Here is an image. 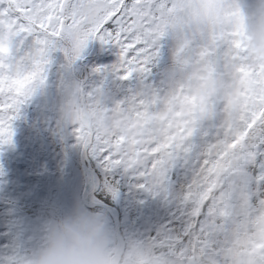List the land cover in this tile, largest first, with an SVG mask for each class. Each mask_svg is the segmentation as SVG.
I'll return each instance as SVG.
<instances>
[{"label": "snow or ice", "instance_id": "1", "mask_svg": "<svg viewBox=\"0 0 264 264\" xmlns=\"http://www.w3.org/2000/svg\"><path fill=\"white\" fill-rule=\"evenodd\" d=\"M200 2L0 0V81L24 84L17 95L0 91V145L12 142L13 121L36 87L45 83V64L50 62L46 60L47 54L58 50L71 66L81 58L91 40L118 47V60L112 69L121 81H128L151 71L159 54V41L169 29H183L192 39L202 41L191 67H204L228 82L238 79L245 68L254 67L243 41L245 15L236 0H220L224 5L220 14L198 31L196 13ZM28 37H35L36 44L42 47L24 57L17 53L16 45L22 48ZM66 39L77 46L72 59L68 57ZM192 39L185 38L176 53L182 65L190 63L182 54ZM198 85L199 81L189 72L186 80L163 100L132 94L111 106L105 103L106 97L100 89L86 92L78 87L70 94L80 110L74 111L68 119L77 143L97 162L105 180L119 170L137 180L138 188L152 192L165 186L174 162L189 150L188 142L200 122L216 112L221 113L223 138L208 145L182 195V201L191 204L190 217L195 221L205 212L229 217L224 210L225 178L236 167L245 149L264 142V103H257L255 97H249L242 112L233 114L226 107L222 93H216L209 98L205 113L202 114L197 102L190 114L176 115L181 101L186 102L195 95ZM157 103H162L163 107L153 111ZM91 112H95V116H90ZM101 118L103 123H97ZM133 121L138 122V128L128 130L127 124ZM140 126H143L142 131L136 134ZM253 136L255 142L249 146ZM109 190L115 193V186ZM258 211H264V201L249 214ZM189 227L191 231L185 233L177 250L184 248L185 242L205 249L217 242L208 230L199 229V234L193 235L198 225L190 223ZM193 237L198 239L194 242ZM231 240L232 236L222 243L229 244ZM189 254L184 253L185 261ZM255 264H264V256Z\"/></svg>", "mask_w": 264, "mask_h": 264}, {"label": "rangeland", "instance_id": "2", "mask_svg": "<svg viewBox=\"0 0 264 264\" xmlns=\"http://www.w3.org/2000/svg\"><path fill=\"white\" fill-rule=\"evenodd\" d=\"M236 3L245 15L243 23H246L250 15L243 6L245 0H236ZM223 7L222 4L219 14ZM210 13L207 8L201 7L197 16L205 18ZM92 41L88 43L81 58L71 66H68L62 52L57 50L47 54L46 60L50 62L45 64V83L37 86L24 104L25 109L19 119L21 129L13 131L12 142L0 145V264H49L51 256L65 252L64 248L66 251H86L91 256L89 264H116L115 258L120 255L117 254L122 244L120 236L118 242L112 238L118 230L115 221L117 211L107 207L108 213H96L87 208L95 202L91 193L99 183L94 167L99 166L95 160L94 166L90 164L87 152L77 143L68 121L74 111L80 110L71 98L72 91L78 87L86 92L101 90L103 73L89 71L90 62L94 68L96 65L99 67V61L105 54L108 62L115 58L114 46L111 51L105 52V44L99 40L93 44ZM41 47L36 44L35 37L25 39L22 48L16 45L17 53L24 57L38 52ZM80 68L82 71L79 72ZM0 84V91H12L13 95L20 94L24 86L19 81H0ZM90 116H95V112H91ZM97 123L102 124V118ZM137 123H129L128 130L134 129ZM245 158L246 155L241 154L238 164L244 163ZM180 162L179 156L172 169H179ZM232 172L225 178L224 189V210L229 213V217L205 212L199 221L192 220L191 204L184 203L182 198L175 200V186L172 185V196L168 198L165 187L146 191L136 186L138 181L131 178L130 174L122 172V186L115 191L113 199L121 213L128 212L124 209L135 208L137 221L144 227L143 232L154 227V236L167 233L163 225L170 220H180L186 231H191L190 223L198 225L193 234L198 235L199 229H206L212 235H219V243L224 246L223 254L230 246L250 242L249 249H238L237 253L243 254L242 264L249 257L250 264H255L262 256V247L254 243L249 233L255 229L260 218L249 213L260 206L261 201L254 204L252 198L256 189H262L264 166L259 176L251 171L239 170L231 178ZM170 176L171 173H168V182ZM104 186L110 192L109 185L106 183ZM139 191L141 195L137 197ZM32 202L36 203L31 206L32 212H24ZM8 203L11 207H6ZM177 212L180 218L174 216ZM157 223L159 227L156 229ZM260 233L264 235V229ZM231 236L229 244L222 243ZM173 239L169 237L164 254L159 253L160 258L148 264H170L173 259L180 260V264H196L193 247L186 249V244H183L184 248L173 250L170 246ZM53 241L54 247L50 248ZM67 242H71L70 249L66 247ZM142 243L143 238L139 236L137 246L134 244L132 251L124 252L135 259L132 264H142L145 256ZM109 251H114V254L108 258ZM185 252H190L186 261ZM172 253L175 255L173 259L165 258L166 254Z\"/></svg>", "mask_w": 264, "mask_h": 264}, {"label": "flooded vegetation", "instance_id": "3", "mask_svg": "<svg viewBox=\"0 0 264 264\" xmlns=\"http://www.w3.org/2000/svg\"><path fill=\"white\" fill-rule=\"evenodd\" d=\"M158 3H166L167 0H157ZM222 6L220 0H201L199 8H207L211 13L205 18L198 17L196 13L197 30H202L201 26H206L212 19L219 15V8ZM245 10L251 14L258 9H264V0H245L243 4ZM199 11V9H198ZM243 41L247 45V49L250 53V58L254 67L245 68L243 74L231 82L225 81L222 77L214 75L211 71H208L204 67H191V61H193L198 55V50L202 41L199 38L192 39L190 33H185L183 29H169L166 34L160 39L158 47L159 54L156 58L151 71L147 74H138L133 79L128 81H121L118 78V73L112 69V65L116 64L118 60L119 49L115 45L105 44L103 46L106 50H112L115 47V58L111 62L107 61V54L103 56V59L99 61V67L96 65L92 68V62L89 64V71L101 69L103 73L101 80V91L106 97L105 103L111 106L117 101L124 100L126 97L132 94H142L146 98H158L163 100L166 96L175 91L178 85L186 80L187 75H190L193 79L199 81V85L196 89V94L188 98L187 101H181L180 111L176 115H187L197 107V102L200 105L202 114L206 112V106L209 98L216 94L222 93L223 98L226 100V107L233 113L242 112L247 103L249 97H255L257 103H264V55L260 54L256 47L252 44V32L250 29L249 20L242 25ZM185 38L192 39V43L182 54L183 59L190 61L188 65H182L177 60L176 53L183 43ZM93 44L95 40L92 41ZM92 44V45H93ZM191 68V69H190ZM99 72V71H98ZM204 72L205 75L201 76ZM88 92V91H87ZM187 105H191L188 108ZM162 103L153 105V111L162 108ZM223 116L221 113L216 112L214 115L205 118L200 122L199 126L194 131L193 136L189 140L190 148L187 152H183L180 155L181 162L179 169H171L170 181L168 179L165 183L166 191H168V198H171V187L175 186L176 189L183 190L178 200L182 198L183 192L186 186L191 182L193 175L197 171V161L201 158L202 154L206 151L209 144L215 143L218 139H222L224 132L221 127ZM138 124V123H137ZM116 126H119L117 122ZM127 129L130 124H127ZM142 127L138 129L136 134L142 131ZM138 125L134 126L137 129ZM255 142V136L249 139V146ZM264 142H257L256 146L250 149H245L242 154L246 155L244 163L237 164L233 169L231 178L235 177V172L239 170L251 171L256 176L260 175V170L264 166ZM87 154V159H89ZM94 160V159H93ZM262 189L255 190V196L252 198L254 204L259 201H264V182L261 184ZM135 195V194H134ZM232 197H235L232 195ZM178 201L177 199H175ZM178 205V202H177ZM1 211V210H0ZM257 217L260 218V222L256 224L255 229L250 231V238H254L256 245H261L262 256H264V235L260 233L264 229V212L258 211ZM175 217L180 218V214L177 212ZM219 220V219H218ZM181 223V222H180ZM182 226V225H181ZM184 230V229H183ZM185 232H190L186 231ZM197 235V234H193ZM217 240L214 246L205 249L200 248L196 243L191 245L186 244V249L193 247V252L196 258V264H242V253H237L238 249H249L250 242L238 244V246L228 247V251L223 254L224 246L219 243V235H212ZM198 238L193 239V241ZM185 244V243H183ZM181 245V244H180ZM171 249L173 244H170ZM169 258L175 256L167 255ZM178 258V257H176ZM180 259V258H178ZM180 260L173 259L170 264H180ZM250 257L246 260L245 264H250Z\"/></svg>", "mask_w": 264, "mask_h": 264}, {"label": "trees", "instance_id": "4", "mask_svg": "<svg viewBox=\"0 0 264 264\" xmlns=\"http://www.w3.org/2000/svg\"><path fill=\"white\" fill-rule=\"evenodd\" d=\"M78 71L80 72L82 71V69L80 68ZM79 72H78V75H79ZM0 87H1V84H0ZM24 109H25V105L22 106L19 117L13 121V125H12L13 131L15 129L16 130L21 129L19 119L21 118ZM89 161L92 166L95 165V161H93V158L91 156H89ZM94 167L96 169L97 177L99 179V183L96 189L93 191V200L97 204H93L87 208H89L91 211L96 212V213L101 212V211L108 213L107 207L104 206V205H107L117 211L118 235L120 236V239L123 243L122 244L123 251L120 252L119 253L120 255L115 258L117 261L116 264H132V262L135 261L134 258L132 259L130 257V254H125L124 252L125 251L127 252L128 250L130 251V249L132 251L134 244L137 246V239L139 236L143 238L142 245L144 246V250H145V256L142 258V264H148L150 261H153L154 259H159L160 258L159 253L164 254V251L166 249L165 246H167L169 243L168 241L169 237H174V239L170 241L171 242L170 244H173L174 249L180 246V244L182 243L183 236L186 233L183 230L184 227L181 226L180 220H170L168 224H164L163 228H165L167 233H164L163 235L154 236L153 234L154 227H151V230L143 232L144 227H142V225L139 224L136 218L137 210L132 207L130 209H124V210H127L128 212L124 211L123 213H121L122 211L117 209V205L114 202V199H113L114 193L112 191L107 192L105 190L104 185L106 183L109 185L108 186L109 188L114 185L116 189L115 191H118L121 189L122 180H123L121 177V172L119 170L114 171L113 176H108L107 180H105L104 173H102V171L99 168H96V166ZM113 177H115V180H113ZM116 181H118V183H116ZM182 190H183V186L181 188V191L179 189H176V192L174 195L177 197L176 198L177 200L180 198ZM140 195L141 193L139 191V193L136 194V196L139 197ZM35 205L36 203L32 202L29 206V209H26L24 212H32L31 206H35ZM6 207H11V206L6 205ZM26 207H28V205ZM158 227H159V224L157 223L156 229ZM160 237H164L165 239L161 240ZM24 238H27V237H24ZM112 238L114 239V241L118 242L116 231L115 233H113ZM16 242H18V240ZM185 244L187 243L185 242ZM64 250L66 251L65 248ZM113 254H114V251L107 252L108 258L111 257ZM165 258L168 259V256H165ZM160 264H164V263L161 262Z\"/></svg>", "mask_w": 264, "mask_h": 264}, {"label": "clouds", "instance_id": "5", "mask_svg": "<svg viewBox=\"0 0 264 264\" xmlns=\"http://www.w3.org/2000/svg\"><path fill=\"white\" fill-rule=\"evenodd\" d=\"M252 32V44L258 52L264 55V9H258L248 18ZM68 57H75L77 46L66 39ZM55 242L50 243L49 247H54ZM67 248H71V242H67ZM91 256L86 251H65L55 253L51 256L49 264H89Z\"/></svg>", "mask_w": 264, "mask_h": 264}, {"label": "water", "instance_id": "6", "mask_svg": "<svg viewBox=\"0 0 264 264\" xmlns=\"http://www.w3.org/2000/svg\"><path fill=\"white\" fill-rule=\"evenodd\" d=\"M82 160H83V159H82ZM91 194H93V193H91ZM94 204H97V203L94 202ZM102 205H104V204H102ZM104 206H106V207H108V208H110V209H113V208L110 207V206H107V205H104ZM116 235H117V237H119V235H118V230H116ZM122 244H123V243H122ZM122 244L119 246V250H118V252H117L118 255H119V253L122 252V250H123Z\"/></svg>", "mask_w": 264, "mask_h": 264}, {"label": "built area", "instance_id": "7", "mask_svg": "<svg viewBox=\"0 0 264 264\" xmlns=\"http://www.w3.org/2000/svg\"><path fill=\"white\" fill-rule=\"evenodd\" d=\"M4 204H7V203H4ZM8 205H9V206H11V204H10V203H8Z\"/></svg>", "mask_w": 264, "mask_h": 264}]
</instances>
